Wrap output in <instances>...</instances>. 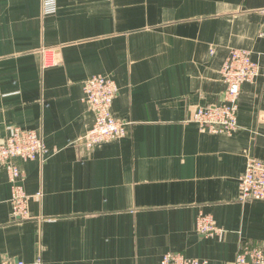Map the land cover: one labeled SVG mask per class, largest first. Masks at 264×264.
Segmentation results:
<instances>
[{"label":"crops","instance_id":"obj_1","mask_svg":"<svg viewBox=\"0 0 264 264\" xmlns=\"http://www.w3.org/2000/svg\"><path fill=\"white\" fill-rule=\"evenodd\" d=\"M264 0H0V143L41 133L44 161L22 162L28 216L13 218L0 164V263L159 264L166 252L233 264L264 246V200H239L249 158L264 161ZM235 49L260 74L241 86L234 134L199 131V106L223 102ZM112 77L122 137L86 147L84 81ZM39 194V195H36ZM208 215L221 233L205 236Z\"/></svg>","mask_w":264,"mask_h":264},{"label":"built area","instance_id":"obj_2","mask_svg":"<svg viewBox=\"0 0 264 264\" xmlns=\"http://www.w3.org/2000/svg\"><path fill=\"white\" fill-rule=\"evenodd\" d=\"M42 13L52 14L56 11V0H41ZM262 14L261 34L264 35V3L260 9ZM260 66L249 51L232 50L225 58L220 74L225 83L223 102L199 106L192 117L199 131L209 133L234 134L239 129L237 123L238 97L241 86L252 83L260 74ZM84 100L94 115L91 126L84 139L86 147L120 138L125 133L126 122L114 117L111 106L117 89L112 77L95 74L84 81ZM47 148L41 133L33 129L12 127L4 142L0 143V164L5 166L10 182V206L13 218L24 219L28 216L27 203L30 195L24 190L22 183L24 174L15 160L22 162L44 161ZM240 201L264 200V161L249 158L244 171L239 177ZM39 195V194H36ZM196 230L205 236L221 233V228L208 215L196 218ZM233 264H264V246L239 244ZM0 264H24L22 261H7ZM32 264H41L37 258ZM159 264H208L207 260L186 256L177 252L164 253Z\"/></svg>","mask_w":264,"mask_h":264}]
</instances>
